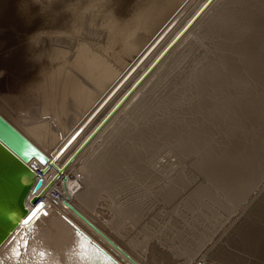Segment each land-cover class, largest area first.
I'll list each match as a JSON object with an SVG mask.
<instances>
[{
    "label": "bare ground",
    "instance_id": "6f19581e",
    "mask_svg": "<svg viewBox=\"0 0 264 264\" xmlns=\"http://www.w3.org/2000/svg\"><path fill=\"white\" fill-rule=\"evenodd\" d=\"M98 1L87 0L85 6L90 7ZM207 1L174 0L171 3L167 0L162 12H170L173 8L169 16L166 12L162 13L163 16L166 15L164 17L160 14L157 30L143 38L134 36L124 41V46L121 45L125 51L136 47L135 51L132 49L135 54L132 53L122 66L118 67L117 62L115 66L110 61L100 63L96 55L89 54L92 51L98 55V51L89 50L90 46L84 44L78 62L82 64V75L91 76H85L79 83L73 82L69 89V47L61 44V46L50 45L52 41L49 42L48 37V39L40 37L39 33L34 31L35 26L26 22V15L19 10L17 0H0V42L4 45V48H0V114L57 164H50L49 168L41 173L43 186L37 191L35 189L30 191L27 197L29 210L35 207L32 197L38 196V201H42V205L34 211V219L20 222L0 245V264H170L173 262L170 246L163 244L161 239L145 230L144 226L141 228L137 225L136 204L123 206L113 203L108 205V208H104L106 204L100 200L101 191L109 188L108 182L116 174V166L128 162L130 170L142 168L143 155L158 144V140L154 137L145 135V140L139 147H132L125 140L120 141L115 147L113 139L122 137L125 129L123 121L118 119L137 110L144 97L143 94L147 92L146 88L150 90L151 82L166 65L169 67L168 64L172 61L170 63L168 61L173 58V54L179 51L181 46H185L184 43L197 32L208 17L210 19L205 28L210 32L220 31L222 35L229 33L233 36L238 35L242 41L235 50L240 53L241 60L247 64L254 78L262 77L264 75V0H256L255 3L247 5V8L240 9L231 7L230 3L243 0H215L98 134L68 164L64 172L59 176L56 175L58 166H63L69 161L104 117ZM222 1L229 5H224L222 10H217L215 13ZM133 2L135 4L136 0H117L116 5L110 10L111 16L106 24L117 25L118 22H123L124 11L126 12ZM213 13L215 14L211 17ZM134 16L138 17V15ZM246 16H249L248 22L244 21ZM231 22L235 25L234 28L228 27ZM107 44L108 42L106 46ZM128 54L123 55L120 60L123 61ZM52 70V74L58 75V82L63 85L62 101L56 100L52 104H46L48 108L45 110H42L39 104L36 105L38 114L36 118L32 119L31 113L25 114V112L20 119L24 120L26 126L20 125L18 119L17 121L13 119L15 116L10 107L14 111L17 110L21 101L23 103L25 100V95H33L29 90L34 91L41 82V77ZM202 75L197 86L205 95L208 93L209 79H215L216 85H221L219 87L221 92L228 88L227 83L223 84L228 81L227 77H235L236 88L242 90L236 91L233 96L222 94L218 98L213 97L210 102L208 99L206 103H200L197 108L204 114L206 120L202 122L198 119L186 125V128L179 132L178 140L173 142L172 146L178 155V160L194 153L192 162L195 167L221 187L231 197L232 202L226 205L229 210L228 221L213 236L215 238L213 246L209 247L205 243L197 254L200 261L197 259L193 262V256L189 253L185 263L190 264L192 261L191 264H232L233 259L240 260L239 256L242 255L238 245L258 238L257 233L249 234V226L254 220V208L264 204L263 191L249 205L237 211L241 202L264 173V138H256L254 130L249 128L251 122L257 126L264 124V97H248L247 93L253 90L254 83L240 76L239 67L232 57L224 59L218 66ZM149 83L151 86L148 88ZM69 91L71 97L78 101L71 104L73 110L77 112H72L71 116H68ZM237 101L239 108L233 109L232 104ZM157 123L156 131L163 138L172 137L175 130L173 124ZM217 123L224 125L222 133L215 132ZM143 134L144 130H141L134 136L140 137ZM231 136L234 138L231 139ZM70 139L72 140L65 147ZM29 163L36 169L45 166L37 157H32ZM252 172L254 174L250 176ZM178 181L179 184L172 182L167 186L163 191L164 198L172 200L180 195L185 181L182 179ZM205 194H210L207 188L201 185L195 186L186 199ZM67 200L82 215L69 206ZM92 242L104 248L112 259L106 257ZM259 247L260 242H257L254 249L258 250Z\"/></svg>",
    "mask_w": 264,
    "mask_h": 264
},
{
    "label": "rangeland",
    "instance_id": "374dc122",
    "mask_svg": "<svg viewBox=\"0 0 264 264\" xmlns=\"http://www.w3.org/2000/svg\"><path fill=\"white\" fill-rule=\"evenodd\" d=\"M17 1L19 10L26 15V22L35 26L34 31L39 33L40 37L49 38V42L52 41L50 45L59 46L61 44L69 47V89L73 82L79 83L80 80L83 81L85 76H91L82 75V64L78 62L84 44L90 46L91 49L89 50L98 51V55L92 51L89 54L96 55L100 63L110 61L115 66L117 63L118 67L122 66V63L127 62L131 54L134 53L133 51L136 50L135 46L129 51L123 50L122 46L126 40H130L134 36L139 38H143L145 35L150 36L151 32L158 28L160 14L166 12V15L169 16L173 8L170 9V12H162L167 0H136L135 4L133 2L129 5L128 10L124 11L123 22H118L117 25H107V19L111 16L110 10L112 6L116 5L117 0H99L97 4H92L90 7L85 6L87 0H74V2H72L73 0ZM170 2L173 3L174 0H170ZM255 2L256 0H243L242 2L233 1L230 4L231 7L240 9L247 8V5ZM224 5L229 4L222 1L215 13L217 10H222ZM134 15H138V17ZM166 15L164 14V16ZM209 19L210 17L184 43L185 46L179 48L180 52L177 50L176 55L175 53L174 56L172 55L174 59L170 58L168 61V63L172 61V65L170 63L168 64L169 67L166 65L162 69L163 71L151 82L152 86L149 83L147 87L151 86L150 90L148 91L146 88L147 92L143 94L144 97L137 106V110L125 114L126 117H119L118 121H123V128L125 129L122 132V137L113 139L115 147L122 140L128 141L132 147H139L145 140V135L154 137L158 140V144L143 155L142 168L130 170L128 162L116 166V174L108 182L109 188L100 193L102 196L100 200L106 204L104 208H108L107 206L113 203H119L123 206L136 204L137 225L141 228L144 226L145 230L161 239L163 244L170 246V254L174 258L170 264H186L185 260L189 253L193 256V262L197 259L200 261L197 258V254L200 253L199 249L205 243L209 247L213 246L215 239L213 236L228 221L229 210L226 205L232 202L231 197L221 187L195 167L192 162L194 153L185 155L183 159L178 160V155L172 146V143L178 140L179 132L186 128V125L192 124L198 119L202 122L206 120L204 114L197 108L200 103L204 104L208 99L210 102L222 94L233 96L236 91L242 90L236 88L235 77H227L228 81L223 84L227 83L228 88L221 92L219 89L221 85L217 86L215 79H209L206 95L197 86V82L203 73L212 70L224 59L232 57L239 67L240 76L248 82L254 83L253 90L247 93L248 97H264V75L255 79L247 64L241 60L240 53L235 50L242 40L237 34L233 36L232 33L222 35L220 31L210 32L205 28ZM244 21L248 22L249 16H246ZM69 25L71 26L69 27ZM234 26L233 22L228 24L229 28H234ZM105 42H108L107 46ZM0 48H4L1 42ZM118 48L119 50L115 51ZM114 51L115 53H113ZM125 54H128V57L121 61L120 58ZM52 73L53 70L41 77L42 80L34 88V91L29 90L30 94L33 95H25V100L23 103L21 101L17 110L14 111L10 107L15 116L13 119L15 118V121L18 119L20 125L26 126L24 120L20 119V116L25 112V114L31 113L32 119L36 118L38 115L36 105L39 104L42 110H45L48 108L46 104H52L56 100L62 101L63 85L58 82V75ZM68 102L69 106L66 103L69 107L68 116H71L72 112L77 113L71 104L78 101L71 97L70 91ZM232 107L233 109L239 108L238 101L234 102ZM144 115L147 117H143ZM157 122L173 124L175 130L171 135L172 137L163 138L156 131ZM215 122L213 121V123ZM249 125V128L254 130L256 138H264V124L257 126L251 122ZM215 127L216 133H222L224 130V125L220 123H217ZM225 127L228 128V126ZM141 130H144L143 135L134 136L136 132ZM233 138L234 136H231V139ZM253 174L254 172L250 176ZM178 179L185 181L180 195L172 200L164 198L163 191L172 182L179 184ZM199 185L207 188L210 194L197 198L190 196L186 199L192 188ZM262 191L264 194V173L241 202L237 212L249 205ZM262 199L264 200V197ZM253 212L254 220L249 226V234L257 233L258 238L238 245L242 255L239 256L240 260L233 259L232 264H264V204L254 208ZM257 242H260L258 250L254 249ZM192 261L191 263H193ZM214 261L216 262L217 259ZM160 262L163 263L162 260Z\"/></svg>",
    "mask_w": 264,
    "mask_h": 264
},
{
    "label": "water",
    "instance_id": "95a60500",
    "mask_svg": "<svg viewBox=\"0 0 264 264\" xmlns=\"http://www.w3.org/2000/svg\"><path fill=\"white\" fill-rule=\"evenodd\" d=\"M215 0H208L193 18L183 27L180 33L169 43V45L160 53L152 65L143 75L130 87L122 99L108 113L106 117L94 129L88 139L75 151L72 157L63 166H58V173L61 175L73 159L82 151L83 148L98 134L103 126L115 115L131 94L141 85V83L153 72L158 64L171 52L183 36L193 27ZM70 139L65 147L70 143ZM37 157L39 161L45 164L39 169L34 168L29 160ZM50 164H56L55 160L41 149H39L25 134L21 132L8 119L0 114V245L5 241L11 232H13L20 222L26 219H34V211L42 205L38 201L39 197H32V203L35 207L30 211L27 205V197L32 189L36 191L43 186L44 180L41 175ZM57 165V164H56ZM66 203L77 210L67 200ZM87 219L85 216H83ZM89 223H92L87 219ZM98 231L103 233L96 225L92 223ZM81 232V231H80ZM88 239L90 237L86 235ZM97 249L109 259H112L106 250L100 247L96 242H92ZM118 246V245H117Z\"/></svg>",
    "mask_w": 264,
    "mask_h": 264
}]
</instances>
